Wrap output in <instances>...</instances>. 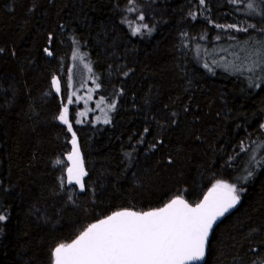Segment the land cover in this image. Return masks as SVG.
I'll return each instance as SVG.
<instances>
[{
    "label": "trees",
    "instance_id": "16d2710c",
    "mask_svg": "<svg viewBox=\"0 0 264 264\" xmlns=\"http://www.w3.org/2000/svg\"><path fill=\"white\" fill-rule=\"evenodd\" d=\"M136 3L154 26L150 35L133 36L121 22L137 15L124 11L127 0H0V210L8 214L0 222V264H51L54 248L91 223L121 209L160 208L178 194L194 205L216 179L245 191L215 229L207 264H251L248 249L264 248V169L248 183L238 179L248 167L241 142L251 151L264 140V84L250 88L249 73L221 66L213 74L202 66L203 49L232 43L215 40L220 30L209 19L260 26L261 18L228 0H206V9L198 0ZM193 10H199L195 21ZM231 34L241 41L248 35ZM76 48L100 75L99 92L116 96L105 127L72 121L88 172L83 193L61 187L66 172L55 165L71 146L56 116L72 90L68 73L78 65ZM53 76L61 95L52 88Z\"/></svg>",
    "mask_w": 264,
    "mask_h": 264
},
{
    "label": "snow or ice",
    "instance_id": "6c2138e0",
    "mask_svg": "<svg viewBox=\"0 0 264 264\" xmlns=\"http://www.w3.org/2000/svg\"><path fill=\"white\" fill-rule=\"evenodd\" d=\"M229 3L239 6L244 5L246 15L258 16L261 24L229 23L218 24L208 20L216 29L223 33H218L215 40L219 42L222 38L230 41L227 47H220L218 51L203 49L204 63L202 66L210 73L214 74L216 67L224 66L225 71L233 69L232 74L239 73L250 75L245 78L251 81L249 87L260 88L264 84V0H228ZM200 6L206 9V0H198ZM239 10V7H237ZM124 11L135 15V21L129 19V15L122 18V23H126L133 36L151 34L155 29L145 22V15L137 6L136 0H127ZM199 10L189 12L192 20L198 18ZM138 21L139 23H137ZM250 30L260 33L259 38H253ZM248 34L242 41L238 36L231 33ZM182 37H187V33H182ZM51 40V37H49ZM201 40H206L207 35L202 34ZM79 41L73 38V44ZM187 47V44L184 45ZM3 50L0 49V52ZM44 51L48 56L53 52L48 48ZM197 54L201 53V47L197 45ZM223 53L224 55H221ZM241 53H244L241 56ZM233 57L229 60L228 57ZM218 57V58H217ZM73 60H79L80 64L91 74L95 88H89L86 97L77 95L79 88L71 90L66 96V103L62 102V107L56 119L66 126L67 132L71 134V151L66 157L57 159L55 165H63L66 178H60L61 187L75 185L70 191L83 193L88 190L85 177L88 172L80 151L76 132L73 130V122L69 119V105L93 100V92L98 91L102 85L98 82L99 76L95 75L91 61L87 58V53H81L79 48L72 53ZM127 75V73H125ZM72 71L69 69L68 84L69 89H73ZM52 88L57 95H61V81L53 76ZM81 83L79 87H84ZM122 94V93H121ZM75 98V101H74ZM105 105L108 111H114L116 103L106 101V97L100 96L96 102V108L100 109ZM104 111V109H101ZM175 115V114H173ZM86 111H78L76 124L84 121L79 117H85ZM97 120L100 118L97 117ZM103 123H111L110 117L105 112ZM264 129V123L260 125ZM146 127L144 133H148ZM143 142V137L138 141ZM255 144L256 142L253 141ZM152 145V148H155ZM240 151L248 154V164L250 167L244 169L245 174L238 178L243 183H248L255 175L256 169H264V144L258 150H249L242 141ZM131 153L128 154L131 157ZM258 155L260 158L258 159ZM234 159L230 157L229 161ZM70 162L65 164L64 161ZM172 161L169 160V163ZM231 166V163H229ZM245 191L243 187H238V183H230L225 179H216L203 199L194 205L189 203L183 195H177L166 203L162 208L151 211L139 212L131 209H123L113 212L96 223L90 224L71 243H61L52 252L53 264H207V256L211 245V237L214 235V226L230 210L234 209L241 201V193ZM8 214L6 210H0V222H6ZM264 244V241L261 242ZM253 255L251 264H264V248L250 247L248 249Z\"/></svg>",
    "mask_w": 264,
    "mask_h": 264
},
{
    "label": "rangeland",
    "instance_id": "374dc122",
    "mask_svg": "<svg viewBox=\"0 0 264 264\" xmlns=\"http://www.w3.org/2000/svg\"><path fill=\"white\" fill-rule=\"evenodd\" d=\"M76 61L78 62V65L77 66L75 65L76 69L74 70V73L72 75V77H73L72 78V83H73V89L72 90H75L76 88H79V91L77 92V95L86 97L87 94H88V89L89 88L94 89L95 88V84L92 85L91 76H89V74H87V70L83 67L82 64H80L79 60L77 59ZM76 70H78V71L75 73ZM94 73H95V75L99 76V78H100V75L98 73H96L95 71H94ZM81 83H84L85 86L84 87H79V85ZM93 93H97L98 97L95 98L97 100H99L100 96L103 95L104 97H106V101H114L116 103V96H113V95L107 96L108 94L105 95L102 92H99V90L98 91H94ZM74 101H75V98H74ZM96 102L95 103H94V101L88 102L87 103V108L85 107V102L83 100L80 101V103H75L74 102L73 106H71V109L69 110V119L71 121H73V120L77 119V112L78 111H86V116L85 117H79L81 120L84 121L83 123H93V121H94V122L97 123L96 124L97 126L105 127L106 125H108V124L103 123L105 112L107 113V115L112 120V117L114 116L116 109L114 111H108L105 105H101V108L98 109V108H96ZM101 109H104V111H101ZM92 111L95 112L96 116L93 115ZM97 117H99L100 119L97 120L96 119ZM83 123H81V124H83ZM92 125H94V123ZM64 127L66 128L65 125H64ZM73 127H74V123H73ZM261 144H264V140L260 144L256 145L255 147L253 146L252 150H258L260 148ZM259 158H260V156L258 155V159ZM248 167H250L249 164H248ZM257 170L258 169H256L255 171H257ZM181 195H184V194H181ZM241 198H242V196H241Z\"/></svg>",
    "mask_w": 264,
    "mask_h": 264
},
{
    "label": "water",
    "instance_id": "95a60500",
    "mask_svg": "<svg viewBox=\"0 0 264 264\" xmlns=\"http://www.w3.org/2000/svg\"><path fill=\"white\" fill-rule=\"evenodd\" d=\"M79 147H80V151H81V154H82V156H83V152H82V149H81V146L79 145ZM71 148H72V146H70V150H69V152L71 151ZM83 159H84V156H83ZM66 163L67 164H69L70 162H68V161H66ZM86 178H87V176L84 178L85 180H86ZM70 186H73V187H76L75 185H70ZM211 186L212 185H210L209 186V188L207 189V191L204 193V195H206L207 194V192H208V190L211 188ZM78 189V188H77ZM178 195H180V194H178ZM203 195V196H204ZM177 196V195H176ZM203 196H202V198L200 199V200H202L203 199ZM174 198V197H173ZM185 198V197H184ZM186 199V198H185ZM199 200V201H200ZM169 202V201H168ZM167 202V203H168ZM240 203H241V201H240ZM240 203L234 208V209H232V210H230V212L229 213H227L223 218H221V220L220 221H218V223H217V225L216 226H214V231H215V229L226 219V218H228V217H230L236 210H237V208L239 207V205H240ZM166 204V203H165ZM164 204V205H165ZM163 205V206H164ZM162 206V207H163ZM162 207H160V208H162ZM156 209H158V208H156ZM121 210H123V209H121ZM151 210H154V209H151ZM151 210H147V211H151ZM118 211V210H117ZM143 212H145V211H143ZM112 214V213H111ZM110 215V214H109ZM108 216V215H107ZM106 217V216H105ZM105 217H103V218H105ZM103 218H101V219H103ZM100 220V219H99ZM98 221V220H97ZM97 221H95V222H93V223H96ZM92 224V223H91ZM72 242V241H71ZM71 242H67V243H71ZM51 264H53V257H52V263Z\"/></svg>",
    "mask_w": 264,
    "mask_h": 264
}]
</instances>
